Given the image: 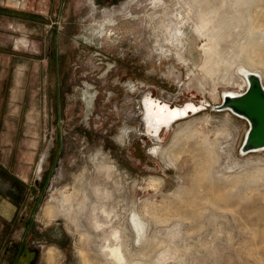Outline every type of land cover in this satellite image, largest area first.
<instances>
[{"label":"rangeland","instance_id":"rangeland-1","mask_svg":"<svg viewBox=\"0 0 264 264\" xmlns=\"http://www.w3.org/2000/svg\"><path fill=\"white\" fill-rule=\"evenodd\" d=\"M241 67L264 0H0V264H264ZM146 93L205 107L156 137Z\"/></svg>","mask_w":264,"mask_h":264},{"label":"water","instance_id":"water-1","mask_svg":"<svg viewBox=\"0 0 264 264\" xmlns=\"http://www.w3.org/2000/svg\"><path fill=\"white\" fill-rule=\"evenodd\" d=\"M247 85L243 91L232 94L224 90L215 109H229L247 119L249 125L241 143L243 153L264 149V82L259 71L246 73Z\"/></svg>","mask_w":264,"mask_h":264},{"label":"bare ground","instance_id":"bare-ground-1","mask_svg":"<svg viewBox=\"0 0 264 264\" xmlns=\"http://www.w3.org/2000/svg\"><path fill=\"white\" fill-rule=\"evenodd\" d=\"M105 30L106 28H102V30H98V32L100 31L101 33L100 37L104 36V33L106 32L105 37L111 38L112 33L110 31L107 30L105 31ZM248 71H252V70H249L245 67H241L238 70V72L242 74L241 76L244 77L246 84L248 82L246 77V73ZM261 77L263 80L262 75ZM226 91H230L232 94L239 93V91H233V90H226ZM151 95L146 93L142 99V104H143L142 120L145 127L148 124L150 125L152 123L153 127L157 129H161L164 125H166L167 128H170V126L178 119L187 117L190 112H194V113L199 112L205 107L203 103L196 104L192 102H187L184 105H180V106L173 105L166 101L162 102L161 100H157V98H154ZM157 152L159 153V155L162 156L164 155L165 150L158 149Z\"/></svg>","mask_w":264,"mask_h":264},{"label":"flooded vegetation","instance_id":"flooded-vegetation-1","mask_svg":"<svg viewBox=\"0 0 264 264\" xmlns=\"http://www.w3.org/2000/svg\"><path fill=\"white\" fill-rule=\"evenodd\" d=\"M152 96V95H151ZM187 102H192V103H196L197 104V102H195V101H193V100H188V101H185V102H183V103H181V104H175V105H184L185 103H187ZM174 105V104H173ZM142 114H143V111H142ZM147 125V124H146ZM173 125V124H172ZM167 127H166V125H164L161 129H157V128H155V127H153V125H152V123L149 125H147L146 126V130L147 131H149L151 134H153V136H159L160 134H161V131H163L164 129H166ZM159 146H162V145H159ZM163 147V146H162Z\"/></svg>","mask_w":264,"mask_h":264}]
</instances>
